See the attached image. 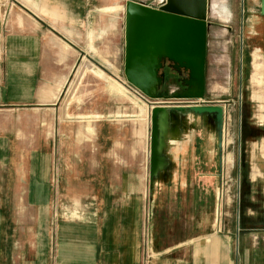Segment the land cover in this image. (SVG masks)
Returning a JSON list of instances; mask_svg holds the SVG:
<instances>
[{
  "label": "crops",
  "instance_id": "crops-1",
  "mask_svg": "<svg viewBox=\"0 0 264 264\" xmlns=\"http://www.w3.org/2000/svg\"><path fill=\"white\" fill-rule=\"evenodd\" d=\"M128 1L148 6L140 0H0V112L4 109L16 112V108L24 107L32 108L34 113L43 112L48 116L43 129L50 133L44 145L50 150L44 154L43 203L29 198L27 208L32 211L27 219L13 215L19 206L14 210V206L10 209L3 202L2 171L9 164V142L0 136V264H264V213L260 210L264 206V157L263 162L253 163L256 151L252 159L254 168L248 177L252 186L247 188L243 202L239 190V203H244L245 212L242 215L239 206L234 236L222 235L221 231L213 234L208 219L195 221L200 208L203 212L211 208V181L218 182L217 175L199 171L211 164L208 155L201 152L206 145L204 140L197 143L195 140L197 133L204 131L201 128L172 150L175 168L171 169L167 183L158 186L153 201L150 200L147 114L144 111L145 120L137 118L140 111L132 117L130 107L123 104L126 98H135L149 105L148 98L131 86L124 75ZM224 9H217V13L229 19L230 13L225 16ZM121 36L122 53L113 47ZM103 42L108 45V52L121 56L122 72L116 70V58L108 57L107 63L97 56ZM82 66L75 91L83 77L84 83L90 84L99 83L95 77H102L107 84V98L114 101V107L109 106L101 113L93 108L89 112L64 106V99L67 102L69 97L68 87ZM167 66L166 82L158 91L160 97L163 92H173V77L178 75ZM120 85L124 91L113 90ZM100 93L93 91L92 95L101 99ZM57 114L58 126L51 119ZM132 118H137L136 123L144 128L139 131L144 132V170L135 177L129 167ZM51 132L59 133L60 168L55 177L59 190L55 198L51 151L53 144L57 147V140L52 142ZM102 137L111 142L102 161L110 165L108 172L100 171L99 158L94 155H79L80 147L88 145L92 154L98 153ZM241 141L240 169L241 163L247 162L242 157L250 144L246 139L244 144ZM251 144L264 155V139ZM73 147L76 152L70 151L72 160L68 162L64 149L69 153L68 148ZM216 160L218 165V157ZM71 163L77 166L76 170L72 166L69 172L66 165ZM89 163L97 170L78 169L79 164ZM131 179L140 181L139 188L131 187ZM18 191L15 189L13 193ZM22 194L34 196L30 189ZM63 199L73 203L62 207L57 202ZM37 208L43 210L41 221L36 219ZM161 213L170 219L160 221ZM240 214L245 218L242 229ZM175 227L178 234H174Z\"/></svg>",
  "mask_w": 264,
  "mask_h": 264
},
{
  "label": "rangeland",
  "instance_id": "rangeland-1",
  "mask_svg": "<svg viewBox=\"0 0 264 264\" xmlns=\"http://www.w3.org/2000/svg\"><path fill=\"white\" fill-rule=\"evenodd\" d=\"M140 1H145L149 7L155 8L157 0ZM219 8H226L230 13V18L226 19L219 16L217 13V9ZM121 9L122 7H120L119 10ZM263 10L264 0H211V14L209 17V23L211 26L209 28L207 41L208 53L206 59L205 97L202 100L192 101L198 102L200 105H222L226 109L222 185L221 188L218 189L219 184L217 179H213L211 181V208L206 209L205 212H203L200 208L195 217L196 223H199L203 219L211 221L213 225V234L218 231H221L220 233L222 235L234 236L236 234L239 206L240 213L243 215L245 212L243 206L244 203H239V190L240 200L243 202L244 194H246L247 188L251 189L252 186L250 181H248V177L251 176L252 168H254L252 165L253 151H256L254 155V159L256 160L253 161V163H257L258 161L259 163L263 162L262 157H264V155L262 154L261 149L257 147L253 148L251 144L253 141L256 142L264 139V137H262L264 136ZM117 31L123 30L118 29ZM121 38L122 36L120 38L117 37V44L113 46L115 50L120 51V53H122L121 50H123ZM100 46L101 50L98 51L99 54H97L100 60H105L106 62L108 57L113 58L112 60L116 58V70L122 72L121 56L115 57L111 52H108V45L104 42L101 43ZM82 69L83 66L79 69L80 71L78 72V77H74L68 87L69 97L67 102L64 99V106L69 109H76L77 107H80V109L84 111L88 110L89 112L93 108L94 111H99L101 113L107 111L106 109L109 106L114 107V101L107 98V84L103 81L102 77H95L97 80H100L98 81L99 83L95 84L84 83L83 77L81 83L75 91ZM86 73L88 74L89 72ZM175 77H173L174 80L176 79ZM184 77L185 76H182V79ZM113 90L119 93L120 91H124L125 88L120 85L118 88ZM93 91H101V99L95 98V96L92 95ZM118 101V99L115 100L116 106L118 105ZM160 101L162 102L168 100L148 99V106L135 98H131V100L126 98L123 100V104H125L128 108L130 107L132 117H136L140 111L137 118L145 120L144 111L147 114L148 155L150 145L151 103H160ZM59 106L60 104L58 105V108ZM15 110L16 112H12V109H4L0 112V136H4L3 139H7L9 142L7 146L9 164L5 166L2 171L3 187L5 189L3 202L7 204L10 209L14 206V210H16V205L19 206L18 210L14 211L13 215L15 217H20V219H27L28 213L32 211L30 208H27L30 202L29 198L31 201L33 199L37 204L42 205L43 203V180L46 172L44 154L45 151L50 150L44 145L48 140L47 134L50 133L44 131L43 129L44 120L48 118V116L43 114V112L34 113L35 111H33L30 107L20 109L16 108ZM141 111H143L142 115ZM137 118H132L131 120L132 153L131 164L129 167H131L130 170L132 171L133 177H135L134 175H139L141 172L143 173V161L145 159L143 151L144 132L141 134L139 133V131L141 129L144 130V128L140 127L139 123H136L138 122L136 120ZM51 119L53 124L55 123L58 126L60 119L59 114L56 116L52 115ZM51 133L52 142L53 140H57V147H54L53 144L51 151L53 158L51 173L53 179H55L60 168L58 155L59 133ZM202 134L204 135L203 140L206 145L203 149H201V152L208 155L207 159H209L211 164L205 166L204 168L201 167L199 171H205L216 176L218 175V165L216 160L215 135L213 133H206V131H202ZM244 139L248 140L250 144L247 148L246 154L242 157L243 159L241 158L242 161L246 158L247 162L244 165L241 163L240 169L239 143L240 140H242L241 143H243ZM102 140L103 141L99 144L100 148L98 153L96 152L95 154H92L91 145H88L86 147H80L79 155L85 157H91L94 155V157L99 158L101 164L100 171L108 172L111 170L110 165L106 166L102 161H105L106 157L104 155L108 154L109 143L111 144V142H108L107 137H102ZM139 142L141 143L140 145ZM72 144L73 143H70V145ZM73 146L75 145L73 144ZM70 151L75 153L76 147H73L72 149L68 148L69 153H66L64 149V155L67 157L68 162L72 160L70 158ZM257 158H259V160ZM194 165L191 164L189 166ZM66 166H68V171L70 172L72 171L71 167L73 166V170H76L77 165L75 163H71ZM107 167H109V170ZM78 169L84 171L97 170V168H94L91 163L87 165L79 164ZM56 180L57 179H55V182L52 180L53 198H55L57 195L56 193H58L57 187H59V185ZM130 183L133 188H139L140 186V181L137 179H131ZM15 189L16 191H19L13 193V190L15 191ZM28 189L33 191L34 196L29 197L26 194H22V191H27ZM58 198H60V195ZM57 203H62V207L66 208V206H71L69 204L73 202L70 200L65 201L63 199L62 201L58 200ZM260 210L264 213L263 205L260 207ZM64 213L67 214L65 211ZM35 215L37 221H39V219L41 221L43 217V210H39L37 208ZM179 215L180 219H183L181 217L182 215ZM191 215L192 213L190 212V218H192ZM158 219H160V221L161 219L168 221L170 217L167 214L161 213ZM240 219V229H242L245 218L242 216ZM173 220H176V218ZM23 229H25L27 233V228L22 226V230ZM177 232L178 230L175 227L174 234H178ZM27 237L28 235H26V239Z\"/></svg>",
  "mask_w": 264,
  "mask_h": 264
},
{
  "label": "water",
  "instance_id": "water-1",
  "mask_svg": "<svg viewBox=\"0 0 264 264\" xmlns=\"http://www.w3.org/2000/svg\"><path fill=\"white\" fill-rule=\"evenodd\" d=\"M210 14L211 0H166L159 9L128 1L124 26V75L127 82L148 99L157 100L161 98L158 91L166 82L165 66L168 65L179 76L185 75L182 82L187 88L173 98L196 101L204 99ZM225 118L226 109L222 105L151 108V201L158 186L167 183L171 169L175 168L172 150L187 142L200 128L215 135L218 189L221 188Z\"/></svg>",
  "mask_w": 264,
  "mask_h": 264
},
{
  "label": "built area",
  "instance_id": "built-area-1",
  "mask_svg": "<svg viewBox=\"0 0 264 264\" xmlns=\"http://www.w3.org/2000/svg\"><path fill=\"white\" fill-rule=\"evenodd\" d=\"M166 0H157L156 1V9H159L165 4ZM152 107L154 106H165V107H191V106H198V102L190 101V100H183V99H175L170 98L168 101H160V103H151Z\"/></svg>",
  "mask_w": 264,
  "mask_h": 264
},
{
  "label": "flooded vegetation",
  "instance_id": "flooded-vegetation-1",
  "mask_svg": "<svg viewBox=\"0 0 264 264\" xmlns=\"http://www.w3.org/2000/svg\"><path fill=\"white\" fill-rule=\"evenodd\" d=\"M176 79L175 80H173L174 82H173V86H174V90H173V92H170V93H168V92H163L162 94H161V98H159V99H170V98H173V96L174 95H176V94H181L184 90H185V87H183L182 86V77H179L178 75L175 77ZM174 79V78H173ZM203 134H202V131H199L198 133H197V135H196V143L197 142H199V141H201V142H203Z\"/></svg>",
  "mask_w": 264,
  "mask_h": 264
},
{
  "label": "bare ground",
  "instance_id": "bare-ground-1",
  "mask_svg": "<svg viewBox=\"0 0 264 264\" xmlns=\"http://www.w3.org/2000/svg\"><path fill=\"white\" fill-rule=\"evenodd\" d=\"M222 13H223L225 16L229 14V12H228L227 9H224V10L222 11ZM150 116H151V112H150ZM224 146H225V141H224Z\"/></svg>",
  "mask_w": 264,
  "mask_h": 264
}]
</instances>
